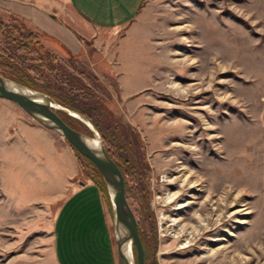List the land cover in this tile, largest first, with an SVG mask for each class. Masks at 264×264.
<instances>
[{"label":"rangeland","instance_id":"374dc122","mask_svg":"<svg viewBox=\"0 0 264 264\" xmlns=\"http://www.w3.org/2000/svg\"><path fill=\"white\" fill-rule=\"evenodd\" d=\"M2 21L16 27L15 37L29 31L12 17ZM122 34L103 43L123 44L119 65L110 58L109 68L91 43L90 60L55 52L40 34L35 51L16 52L5 36L0 45L21 68L36 67L30 75L51 95L99 121L115 138L112 152L143 171L136 185L121 170L138 224L136 196L146 193L157 264H264V0H144L130 38L119 44ZM101 60V73H93L90 61ZM46 96L61 119L101 139L85 115ZM18 169L0 148V264H59L53 227L60 202H20L17 193L29 200L47 186L25 189ZM80 169V181L93 182ZM67 253V264H112L104 240L93 248L74 241Z\"/></svg>","mask_w":264,"mask_h":264},{"label":"crops","instance_id":"0c3cea01","mask_svg":"<svg viewBox=\"0 0 264 264\" xmlns=\"http://www.w3.org/2000/svg\"><path fill=\"white\" fill-rule=\"evenodd\" d=\"M142 1L0 0V18L20 21L27 30L44 36L55 52L66 50L78 58L85 55L87 60L86 44L91 43L93 53L102 54L110 66V58L118 64V50L123 44L114 50L106 49L103 43L122 32L119 44L128 41ZM103 60L90 61L93 73H101L98 66ZM0 148L13 155L14 165L23 166L15 176L25 189L47 186L46 193L29 200L17 193L20 202H60L53 227L59 264H67V251L74 241L93 248L103 240L110 249L112 264H117L108 204L96 184L80 181L78 159L64 138L33 121L14 103L0 99Z\"/></svg>","mask_w":264,"mask_h":264},{"label":"water","instance_id":"95a60500","mask_svg":"<svg viewBox=\"0 0 264 264\" xmlns=\"http://www.w3.org/2000/svg\"><path fill=\"white\" fill-rule=\"evenodd\" d=\"M0 99L14 103L33 121L59 134L79 155L95 166L106 186L113 207V234L120 264H145L138 223L126 197L123 174L106 153L101 139L95 135L90 137L67 125L56 113L55 109L58 107L45 94L2 75H0ZM94 138L98 139V145L95 147L92 146ZM132 249L135 251V261Z\"/></svg>","mask_w":264,"mask_h":264},{"label":"trees","instance_id":"16d2710c","mask_svg":"<svg viewBox=\"0 0 264 264\" xmlns=\"http://www.w3.org/2000/svg\"><path fill=\"white\" fill-rule=\"evenodd\" d=\"M142 3L140 5V8L142 6ZM15 30H16V27H11L10 25L5 24L2 20H0V36H5L7 38L8 43L14 45L16 52H21L23 50H31V49L32 51H35L36 50L35 45L36 43H38V40H39L38 35L31 31H20L18 36L15 37L14 35ZM38 56L43 61V56L42 55H38ZM15 59H16V55H13L10 51H8L4 47H1L0 45V74L2 76L16 83L22 84L34 91L49 95L56 102L61 104L63 107L70 109L76 113L85 115L91 121L92 125L96 128V130L100 133L101 142L108 156L116 163V165L118 166L120 170H125L124 177L130 176V180L133 181L136 185L138 184L142 185V179L144 176V173H142L143 171L138 170L133 160L127 156H123L121 152H119V155H115L112 152L111 147L114 146L115 138L113 135L107 134L108 132L106 133L104 128L100 127L99 121H93L91 117L77 105V103L73 102V100H70L69 98L63 99L62 97L60 98L59 96L51 95L48 92V87L45 85V83H43L42 81H37L34 77L30 75L31 72L32 73L37 72L36 67L30 66L27 68H21L19 65H17L18 63ZM74 99L76 100L77 97L76 98L74 97ZM62 120L67 125H69L71 128H73L72 125L70 124L72 123L71 121L67 122L64 119ZM69 120H72V119L69 118ZM121 141L122 140H120L119 142ZM73 151L75 152L76 157L80 163V167L86 170L88 176L93 180V183L96 184L100 188L102 186L101 185L102 178L99 172L97 171V169L95 168V166L88 159L81 158V156L75 151V149H73ZM85 163L88 167L85 165ZM125 191L126 193H130L127 180H125ZM142 191H143V188L138 191L140 196L139 195L136 196V198L138 199L140 210H142V214L139 215L140 220L138 224V234H139V237L141 239V242L144 248L145 264H157L154 259L155 247L152 246V242L150 243V239L148 235L146 234L147 232L146 230L148 228L150 232H152L153 230L152 233H154L155 228H153L154 226L151 225V222L153 220L150 218L149 215L146 214L145 210L148 209L147 201H146L147 196H146V193L142 194ZM143 215L146 216L144 219L142 217Z\"/></svg>","mask_w":264,"mask_h":264},{"label":"bare ground","instance_id":"6f19581e","mask_svg":"<svg viewBox=\"0 0 264 264\" xmlns=\"http://www.w3.org/2000/svg\"><path fill=\"white\" fill-rule=\"evenodd\" d=\"M97 140H98L97 138H94V143L92 144L93 147H95V146L98 145ZM129 253H130V252H129V250H128V252H127L128 256L130 255Z\"/></svg>","mask_w":264,"mask_h":264}]
</instances>
